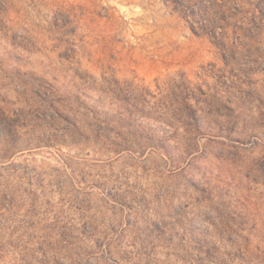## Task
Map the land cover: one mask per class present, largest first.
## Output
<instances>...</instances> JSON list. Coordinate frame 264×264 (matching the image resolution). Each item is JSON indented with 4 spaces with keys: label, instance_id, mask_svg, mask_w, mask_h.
<instances>
[{
    "label": "rangeland",
    "instance_id": "374dc122",
    "mask_svg": "<svg viewBox=\"0 0 264 264\" xmlns=\"http://www.w3.org/2000/svg\"><path fill=\"white\" fill-rule=\"evenodd\" d=\"M0 264H264V0H0Z\"/></svg>",
    "mask_w": 264,
    "mask_h": 264
}]
</instances>
